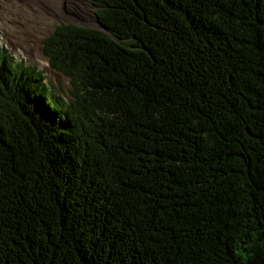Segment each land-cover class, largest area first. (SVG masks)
Here are the masks:
<instances>
[{
  "label": "trees",
  "instance_id": "obj_1",
  "mask_svg": "<svg viewBox=\"0 0 264 264\" xmlns=\"http://www.w3.org/2000/svg\"><path fill=\"white\" fill-rule=\"evenodd\" d=\"M0 47V264H264V0H92Z\"/></svg>",
  "mask_w": 264,
  "mask_h": 264
},
{
  "label": "rangeland",
  "instance_id": "obj_2",
  "mask_svg": "<svg viewBox=\"0 0 264 264\" xmlns=\"http://www.w3.org/2000/svg\"><path fill=\"white\" fill-rule=\"evenodd\" d=\"M30 1L31 0H0V47L7 48L14 61H21L24 62L26 66H35L37 69H40L45 80L55 87L58 86L63 94H65L71 87L69 77L56 72L50 67L48 56L44 55L42 51V42L53 32L56 25L71 23L86 25V27L97 26V23L93 21H96V7L93 5L92 0H89L93 6L94 15L92 18L93 20L88 22L76 18L71 20L64 18L59 19L57 17H53L49 20L47 19L48 15H42L41 11L38 10V5ZM64 1L65 0H61L59 2V8L65 7ZM21 22L27 23L31 29L40 30L42 40L39 47H37L35 43V37H31L27 40V37H25L20 30L14 28Z\"/></svg>",
  "mask_w": 264,
  "mask_h": 264
},
{
  "label": "bare ground",
  "instance_id": "obj_3",
  "mask_svg": "<svg viewBox=\"0 0 264 264\" xmlns=\"http://www.w3.org/2000/svg\"><path fill=\"white\" fill-rule=\"evenodd\" d=\"M60 1L61 0H31L30 2L36 3L39 7L38 10L41 11L42 15H48L47 19L49 20L53 17L71 20L76 18L81 21L86 20V22L93 20V6L89 0H65V7L59 8ZM93 21L96 22L95 20ZM14 28L20 30L25 37H27V40L31 37H35L37 47L40 46L42 35L40 34L39 29H31L30 26L24 22H21Z\"/></svg>",
  "mask_w": 264,
  "mask_h": 264
},
{
  "label": "water",
  "instance_id": "obj_4",
  "mask_svg": "<svg viewBox=\"0 0 264 264\" xmlns=\"http://www.w3.org/2000/svg\"><path fill=\"white\" fill-rule=\"evenodd\" d=\"M96 15V14H95ZM96 23H97V26H95V27H98V28H100V29H102V30H104V28H102V26H100V23L96 20ZM78 25V24H77ZM80 26H86V25H80Z\"/></svg>",
  "mask_w": 264,
  "mask_h": 264
}]
</instances>
